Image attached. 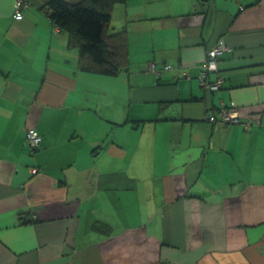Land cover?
<instances>
[{
  "label": "crops",
  "instance_id": "crops-1",
  "mask_svg": "<svg viewBox=\"0 0 264 264\" xmlns=\"http://www.w3.org/2000/svg\"><path fill=\"white\" fill-rule=\"evenodd\" d=\"M15 1L0 0V264H264V0L117 5L109 31L127 29L131 63L118 77L78 70L46 0L21 20ZM219 38L209 92L196 76ZM222 107L246 124L209 123Z\"/></svg>",
  "mask_w": 264,
  "mask_h": 264
},
{
  "label": "trees",
  "instance_id": "trees-1",
  "mask_svg": "<svg viewBox=\"0 0 264 264\" xmlns=\"http://www.w3.org/2000/svg\"><path fill=\"white\" fill-rule=\"evenodd\" d=\"M196 1L199 5L208 0ZM25 2L27 1L25 0ZM126 2L127 0H46L43 4L38 5L37 8L49 18L52 30L56 28V30H58L57 33L59 31L65 33L67 36V47L77 51V68L79 71L105 77H118L121 73L128 74L131 68L128 47L129 34L126 28H121L115 32L109 31V24L115 7L125 4ZM27 4L28 3H25L23 7H26ZM20 13L22 15V7ZM220 40H222V38H219L216 44ZM225 52L226 51L217 57V62L221 60ZM204 61L205 58L200 64L196 76L198 85L200 88L209 92L218 91L222 85L218 89L212 90L203 86ZM151 64L154 65V72L150 69ZM151 64L144 67V70L150 75H157L155 78L161 81L159 84H162V79L158 77L159 74L155 73V70H157L156 65L154 63ZM167 66H170V69L173 68L171 65H164L163 68L167 70ZM205 72L206 83H212L218 78H222L219 76L218 67L216 71L206 70ZM182 76L188 77L184 72ZM192 100L199 99L194 98ZM172 103L171 101L159 102L158 106L160 112L162 113L167 107L171 106ZM220 109L209 114L207 117L209 123L227 125V123L221 122L219 118ZM210 116H214L216 121H211ZM165 118L166 117H161L153 120V122L164 121ZM147 122L151 121L133 119L129 121V125L132 128H137L140 124ZM20 217L23 222L31 221L27 218L24 219L22 215ZM91 229L103 232L104 234H109L111 230L110 226L99 222H95Z\"/></svg>",
  "mask_w": 264,
  "mask_h": 264
},
{
  "label": "built area",
  "instance_id": "built-area-1",
  "mask_svg": "<svg viewBox=\"0 0 264 264\" xmlns=\"http://www.w3.org/2000/svg\"><path fill=\"white\" fill-rule=\"evenodd\" d=\"M19 8V4H16V9ZM21 13L20 10L18 9L15 18L20 19L21 18ZM226 45L222 40H220L212 49L206 52L205 55V61L203 62V86L205 88H210L212 89H218L222 85V78H218L215 82L212 83H206L205 82V76H206V70H212L216 71L218 67V62H217V57L221 55L224 51H226ZM150 67H153L154 65L151 64ZM169 66H167L168 68ZM219 118L221 122L227 123V124H236V123H243L244 125L246 124L243 122V120L240 118L239 114L237 111L230 109V108H222L220 109L219 113ZM211 121H216L214 116H210ZM27 141L30 143L31 148L35 149L37 148L41 141H42V136L39 134L38 131L35 129H29L26 133ZM34 171L36 169H33Z\"/></svg>",
  "mask_w": 264,
  "mask_h": 264
},
{
  "label": "rangeland",
  "instance_id": "rangeland-1",
  "mask_svg": "<svg viewBox=\"0 0 264 264\" xmlns=\"http://www.w3.org/2000/svg\"><path fill=\"white\" fill-rule=\"evenodd\" d=\"M17 3L19 4V8L16 9V4H17ZM25 3H28V2H25V0H16V1H15L14 17H15V15H16L18 9L21 10V7H22ZM15 19H18V18H15ZM55 30H56V28H55ZM55 30H54V31H55ZM66 41H67V40H66ZM214 46H215V45H214ZM214 46H213V47H214ZM213 47H212V48H213ZM212 48L207 49V51H209V50L212 49ZM207 51H206V52H207ZM150 69H151V71L154 72L153 67H150ZM134 71L136 72L137 69L135 68ZM123 81H124V86H123V84H119L118 82H117V85H118V87H119L120 89H122V90H123L124 88H126V91H127V101H128V100H129V97L131 96V92L129 91V86H130L132 83H131V81L128 82L127 79H123ZM112 87H113L112 84H108V88H112ZM97 91H98V89H97ZM110 97L113 99L112 96H110ZM98 99H99V98H98ZM133 111H136V110H133ZM138 111H141V110H137V112H138Z\"/></svg>",
  "mask_w": 264,
  "mask_h": 264
},
{
  "label": "bare ground",
  "instance_id": "bare-ground-1",
  "mask_svg": "<svg viewBox=\"0 0 264 264\" xmlns=\"http://www.w3.org/2000/svg\"><path fill=\"white\" fill-rule=\"evenodd\" d=\"M22 19V16H21V18H20V20ZM170 69V66L167 68V70H169ZM29 129H27L26 131H25V139H26V142H27V144L29 145V147H31V145H30V143L27 141V137H26V133H27V131H28Z\"/></svg>",
  "mask_w": 264,
  "mask_h": 264
}]
</instances>
